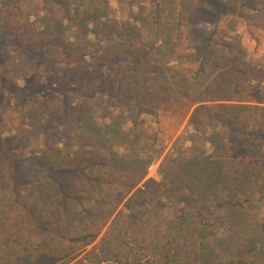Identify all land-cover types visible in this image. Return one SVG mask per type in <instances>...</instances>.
Segmentation results:
<instances>
[{
	"label": "trees",
	"instance_id": "1",
	"mask_svg": "<svg viewBox=\"0 0 264 264\" xmlns=\"http://www.w3.org/2000/svg\"><path fill=\"white\" fill-rule=\"evenodd\" d=\"M6 1L9 4L0 11L3 17H7L0 22L1 35L8 32L20 35L8 41V44H1L3 58L10 60L6 69L24 77L30 69L53 70L57 73L64 71L61 61L56 57L57 52L49 51L46 46L50 47V37L58 38L63 31L60 29L59 34L56 31V35L51 36L46 27L42 32L30 31L28 34L31 26L23 24L18 17L13 18L12 14L22 13L16 2L30 3L33 0ZM51 1L62 3L60 0ZM226 8V19L231 20L230 23L245 19L249 11H259L248 0H229ZM82 13L84 18L92 20L97 31L102 34L99 36L107 38V34L118 30L115 25L102 22L103 6L94 5ZM58 25L59 29L60 23ZM130 33L134 32L130 30ZM207 42L205 52L218 61L216 66L223 67L224 71L220 69L214 83L209 84L208 88L204 87L198 98L185 96L181 99L188 103L184 104L187 109L184 116L197 105L189 119V126L193 130L189 140L191 145L182 146L186 138L175 140L160 162L159 181L147 179L146 176L153 159L163 149L156 151L155 142L152 143L153 138L146 135L145 128L142 130L136 125L126 127L117 117L108 118L111 119L108 124H99L85 115L84 106L90 111L96 102H101L99 107L103 117L109 112L103 104L105 101L125 98L138 102L135 97L124 96L120 92L122 84L128 81L125 69H120L121 78L112 83L111 78L115 80L116 77L111 75L115 74L98 63V59L94 60L85 47L67 45V48L62 49L63 53L71 52L73 58L70 63L64 64L67 67L65 70L72 71L75 67L84 73L88 67L86 76L81 79L77 77L74 84L67 83L65 79L58 82V85L63 84L65 89H70L63 91L70 92L61 94L55 90L46 95L37 86L32 92L24 91L19 101L26 107L30 106L31 101L36 102L38 97H43L45 102L38 109L43 107V110L50 111L51 121L54 117H63L64 123L71 119L76 122L71 127L62 124L65 132L57 130L55 135H48L40 130V121L33 109L30 118L38 124L31 125L28 139L34 147H43V150L39 151L42 153L39 157L34 155L38 151L33 149L28 167L35 172L38 167L42 170L47 164L63 167L68 161L76 168L95 164L103 172L88 177L87 182L77 183L82 194L91 199V206L87 210L79 213L74 210L61 213L54 211V189H49L52 179L37 183L35 193H27L24 196L25 204L18 206L16 199L7 191L18 186L20 171L27 164L24 165L23 157L14 151L16 146L12 144V138L7 140L1 137L0 264H264V216H261L258 207L260 201H264V105H261L264 104V98L256 97L260 96V92L262 95L264 93V78H259L257 68L246 61L238 63L235 58L238 49L230 41L209 39ZM8 47H14L13 56L7 53ZM222 53H226V56H222ZM87 55L91 56V62L86 60ZM158 56L163 55L159 53ZM72 64L75 66L72 67ZM152 67L149 61L137 62L131 67L133 72L141 76L142 81L138 83L146 94L142 104L148 109L167 104L178 89H186L189 85L188 79L180 72L171 75L177 77H160L164 75V70L171 72L174 69L169 63H165V68L156 70L155 67L153 72ZM152 74L155 76L150 78ZM6 81L1 75L0 89ZM150 91L153 94L150 95ZM9 92L13 90L9 88ZM0 93L5 105L4 108L0 106L3 109L1 116L11 107L12 98L10 95L4 98ZM218 93L220 95H216ZM26 99L29 102L25 103ZM69 99L72 102L62 106V102ZM133 123L136 124V121ZM220 126L226 132L219 131ZM64 133L67 146L61 148L58 143ZM241 141L246 144L244 148L239 145ZM255 144L261 150L259 153ZM88 146L100 151V156L86 157L88 153L83 149H88ZM114 185L123 187V198L130 194L116 212L109 207L113 199L109 190ZM68 193L60 197L65 199ZM163 197H191L226 212L232 238L215 239L210 244L209 237H213L221 221L216 217L209 221V215L205 214L196 218L182 212L166 213L151 224L148 221V205L153 201L164 206ZM37 212L42 214L45 221L43 228L33 217ZM72 223H78L82 228L77 232H69ZM41 229L47 234L42 236Z\"/></svg>",
	"mask_w": 264,
	"mask_h": 264
},
{
	"label": "rangeland",
	"instance_id": "2",
	"mask_svg": "<svg viewBox=\"0 0 264 264\" xmlns=\"http://www.w3.org/2000/svg\"><path fill=\"white\" fill-rule=\"evenodd\" d=\"M42 1L33 0L30 3L24 1L16 2L17 8L22 13L21 15L20 13L17 15L18 13L14 12L12 17H18L23 24L31 26L27 33L30 31L34 33L42 32L46 27H48V34L51 36H55L56 31L59 34L60 29L63 31L62 35L58 38L50 37L48 40L50 47L46 46L49 51L57 52L56 57L61 61L60 64L64 71L61 70L62 72L57 73L53 70L30 69L27 71L28 76L26 74V77L20 74L14 75L12 70L6 69L10 60L5 57L3 58L2 52L4 49H2V46L8 44V41H12L14 38L17 39L20 35L8 32L7 34H3V36L0 32V64L2 63L0 76L2 75L4 79H7L0 92H2L4 98H9V95L12 98L11 107L0 116V139L1 137L7 140L12 138L11 142L16 146L14 151L19 157H23L25 160L24 165L27 164L20 171L21 176L19 175V177L21 181L18 186L9 188L7 191L12 198L16 199L15 203L18 206L25 204L24 196L27 193H35V186L52 179V186L49 189H54V193L52 194L56 200L53 203L54 211L58 210L61 213L74 210V212L79 213L87 210L91 206V199L89 196L82 194L77 183L87 182L93 174L103 172V169L96 168L95 164L76 168L72 167V163L68 161L63 167H57L56 165L52 167V165L48 164L46 167H42L41 165L42 170L38 167L35 172L32 171L33 168L28 167L30 164L29 156L33 155V149L35 148L38 151L34 155H38L39 157L42 155L39 151L43 150V147H38L39 149L34 147V144H31V141L28 139L32 131L31 125L35 126L37 123L30 118L33 109L36 110L35 116L40 121V130L48 135H55L57 130H66L62 124L71 127L76 122L74 119H71L69 122L64 123L63 117L60 119L54 117L55 119L51 121L50 111L43 110V107L38 109L40 104L43 101L45 102L43 97H38L36 102L31 101L30 106L26 107L19 101L24 91L30 90L32 92L37 86L40 87V92L46 95L52 94L55 90H58L61 94H64L63 92H70L63 91L70 89H65L63 84L58 85V82L65 79L67 83L72 82L74 84L77 77L81 79L86 76L85 72L88 70V67L86 68L87 70L85 69L86 71L84 70V73L78 68L73 67L75 64H72L74 70H65L67 67H64V64L70 63L73 60L71 52L64 51L63 53L62 51L63 48H67V45H71V47L80 45L82 49L85 47L88 54L94 56V60L97 61L98 59V63L104 65L115 74L111 75L116 77L115 80L111 78L113 79L112 83L121 78L120 69H125L126 80L128 81L122 84L120 92L124 96L135 97L138 102L134 103L125 98H115L111 101H105L103 104L109 110L106 113V117H103L102 109L99 107L101 102H96L94 104L95 107L90 111H87L88 108L86 107V110L84 106L85 115L99 124H108L111 120L108 118L117 117L124 122L123 124L126 127L136 125V128L142 130L145 128L146 135L153 138L152 143L155 142L156 151L160 152L163 149L153 159L147 171L146 178H151L155 181L160 180L158 173L160 162L171 149L175 140L186 138L182 146L191 145V141L189 140L193 135V130L189 126V119L192 110L197 105L192 107L188 114L184 116L186 114L184 111L187 110L184 104L188 103H185L181 99L185 96L198 98L203 93L204 87L208 88V85L213 84L219 76L220 71H224L223 67L216 66L218 61H215L213 57L207 55L205 52L207 40L230 41L234 44V48L238 49L235 53L238 63L246 61L251 66L257 68V76L259 78H264V0H248L252 6L258 7L259 11H249L245 19L237 20L235 23H230L231 20L226 19L228 17L226 7L229 4V0H60L61 4L51 0L46 3ZM63 2L65 4L61 6ZM6 4H9L6 0L0 1V11ZM94 5L103 6L104 16L101 19L102 22L111 23L118 29L113 33L107 34V38L99 36L101 33L97 31L90 18L83 17L82 12ZM5 19L7 17H3L2 13H0V22ZM58 23L61 26L59 29ZM18 27L20 28V26ZM14 30L17 29L14 28ZM130 30L134 33L129 34ZM7 50L8 54H12L11 56L15 54L14 47H8ZM159 53L163 56H158ZM222 54H224L222 56H226V53ZM90 58L91 56L87 55L86 60L91 62L92 59ZM162 58L164 61H162ZM145 61H149L154 66L151 68L152 72L155 67L158 70V68L164 67L165 63H169L174 69L171 72L164 70V75L160 77L173 78L177 76L171 75H176L180 72L188 79V87L186 89H178L173 94L172 99L165 105L159 104L152 109L143 107L142 102L146 94L144 89L141 88L140 83H138V81H142L141 76L137 72H133L131 67L137 62L142 63ZM149 76L151 78L155 74ZM262 86L260 87L262 88ZM9 88L13 92L10 93ZM72 90L75 92V89L72 88ZM110 92L113 93L111 89ZM151 94H153V91H150ZM165 95L168 96L169 94ZM256 97L263 99L264 93L262 95V92H260V96L258 97L257 95ZM1 99L2 95L0 93V106L4 108L5 105ZM27 102H29V99L25 100V103ZM67 102L72 101L70 99L64 100L62 106ZM2 110L0 109V114ZM134 121H136V124L133 123ZM218 130L226 132L223 126H220ZM186 136H190V138ZM66 141L67 137L66 133H64L58 146L61 148L66 147ZM20 144L21 147L18 149V145ZM239 145L241 148L246 146L242 141ZM86 148L88 149H83L85 153H88L86 157L100 156L101 152L95 150L94 147L88 146ZM255 148L258 150L257 153L261 151L258 149L257 144H255ZM262 153L264 154V152ZM27 182H31L32 184ZM67 191L69 192L67 197L62 199L60 195L65 194V192L67 193ZM109 192L111 193V197H113L112 204L109 207L114 208V212L122 207L130 195L123 198L124 189L120 185H114L110 188ZM162 200L165 204L162 207L153 201L148 205V221L151 224L156 220H160L166 213L175 214L182 212L185 215L196 218H200V216L205 214L209 215L207 216L208 220L216 217L221 221L216 226L213 237H209L210 244L215 239L230 240L232 238L231 230L228 228L229 217L227 213L218 211L212 204L191 197H163ZM260 203V206H257L260 208L261 216H264V201H260ZM33 217L40 228H43L45 221L42 214L37 212L33 214ZM72 224L69 232H77L82 228V225L78 223ZM40 234L43 236L47 232L41 229ZM262 253H264V247Z\"/></svg>",
	"mask_w": 264,
	"mask_h": 264
}]
</instances>
